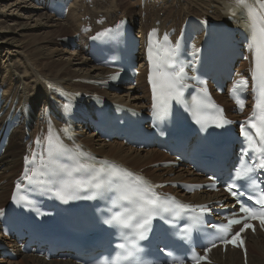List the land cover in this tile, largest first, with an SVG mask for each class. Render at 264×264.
I'll use <instances>...</instances> for the list:
<instances>
[{
	"label": "bare ground",
	"instance_id": "1",
	"mask_svg": "<svg viewBox=\"0 0 264 264\" xmlns=\"http://www.w3.org/2000/svg\"><path fill=\"white\" fill-rule=\"evenodd\" d=\"M41 0H0V88L2 89V109L5 117L20 114L25 104L31 107V118L37 125L23 129L20 119L12 131L8 146L0 156V210L8 202L13 181L19 177L24 154L23 139L31 134L40 123L41 105L57 99L55 91L48 88L60 86L68 91L89 95L101 94L104 98L122 103L133 109H143L147 100L145 70L139 66L136 87H121L119 90H102L90 85L95 80H105L110 71L93 64L86 55L84 42L76 40V47L64 38H72L80 33L87 22L93 23L104 17V26L122 17L137 25L139 33H145L159 23L161 30L175 27L177 32L184 19L195 16L213 20L227 18L231 0H73L63 20L47 14ZM91 5V8H89ZM141 58V57H140ZM140 60V59H139ZM241 66H244L242 63ZM121 90V91H120ZM218 101L226 104L224 95ZM228 115H231L228 112ZM77 137L94 153L101 157H111L142 172L155 182H203L204 180L182 167L176 169L154 167L168 161L166 155L154 148L133 149L120 141L106 142L83 128L76 130ZM172 160V159H171ZM170 190V189H169ZM174 192V191H173ZM175 193V192H174ZM177 194V192H176ZM196 203L226 198L222 193L202 195L194 193L185 196ZM14 250V244H8ZM247 264H264V232L256 231L247 235ZM0 264H74L70 261H46L34 255H19L16 261L1 258ZM239 251L228 249L224 254L218 249L210 253L211 264H246Z\"/></svg>",
	"mask_w": 264,
	"mask_h": 264
},
{
	"label": "snow or ice",
	"instance_id": "2",
	"mask_svg": "<svg viewBox=\"0 0 264 264\" xmlns=\"http://www.w3.org/2000/svg\"><path fill=\"white\" fill-rule=\"evenodd\" d=\"M234 4L236 7H229L228 13L234 16L237 8H239L246 17L247 47L252 53L253 80L259 82V99L256 104L259 112L255 115V118H249L248 124L260 142L253 145V150L262 154V158L257 162L244 164L242 160L241 166L236 168L232 177L233 183H229L225 190L233 197H237L238 194L242 195V193L234 190L240 187L235 181H248L250 187L256 190L258 185L255 183L252 174L257 170H264V0H234ZM111 32V29H107L102 33H98L94 39L106 37ZM164 39L167 41V36ZM174 55L175 49H172L169 52L168 59L161 60L157 57L152 61V68L149 72L154 107H159L161 117H166L169 114L168 109L171 100H176L179 103L183 97L185 87L183 83L184 68L182 66L177 67L172 59ZM247 58L245 57V59ZM240 83L247 85V81L242 80ZM237 104L242 111L244 108L243 102L237 100ZM211 107L215 108L216 106L213 104ZM64 108L68 109L69 105L65 104ZM196 122L202 123L199 119ZM228 123L230 121L221 116L216 122V126L223 127ZM241 134L245 136L249 143H252V134L247 132L243 126H241ZM45 140L44 153H46L47 158L45 159L44 154L41 153L39 154V163H37V153H33L31 159L26 157V164H31L33 167L31 175L26 174L24 179L31 184L39 182L34 180V177H50L51 179L47 183L58 186L55 195L63 202L78 198L76 193L80 191L91 193L84 197L85 199H95L98 196L103 197L107 193H113L114 195L110 197L113 207L120 210L114 212L111 219L105 222L120 229L128 230L125 236L126 238L128 236L135 237V240L131 243L137 251L140 249L137 247L136 241L146 239L147 232L151 229L152 220L162 212L171 214L173 221L179 219L182 212L192 214L189 217L191 224L182 230L184 233L183 239H188V234L194 228L199 231L200 227L205 226L203 217L210 212V209L206 206H201L197 210L188 205L176 204V207L181 209L182 212H175L167 206V199L161 198L159 193L155 191L157 187L161 186L152 185L143 177L136 176L133 172L121 169L108 161H102L98 166L93 158H86L85 153L78 151L79 146H76L77 150L68 148L58 135H53L51 126ZM36 143L40 144L39 138ZM17 188H20V184H17ZM257 195L258 198L249 195L248 200L259 205L258 208L245 206L238 201L240 203L239 213L244 215L239 216L237 213H233L227 219L226 224L207 225L218 233L217 239L220 243L224 245L232 244L234 247H244L241 233L249 228L255 231L254 225L248 221L258 220L261 227L264 228V190L259 191ZM241 224L243 226L239 231L232 233V227ZM230 234L231 238L229 239ZM215 246L216 243L212 242L210 247L204 249L205 253ZM118 247L121 250H126V245L123 243ZM133 257L134 252L126 250V255H118L117 259L111 261V264H119L121 259L127 260ZM207 260L206 255L194 256V264H201V262ZM101 264H107V262L101 261ZM176 264H183V261L178 260ZM208 264H210V261Z\"/></svg>",
	"mask_w": 264,
	"mask_h": 264
},
{
	"label": "rangeland",
	"instance_id": "3",
	"mask_svg": "<svg viewBox=\"0 0 264 264\" xmlns=\"http://www.w3.org/2000/svg\"><path fill=\"white\" fill-rule=\"evenodd\" d=\"M123 88V87H122ZM168 158V157H167Z\"/></svg>",
	"mask_w": 264,
	"mask_h": 264
}]
</instances>
